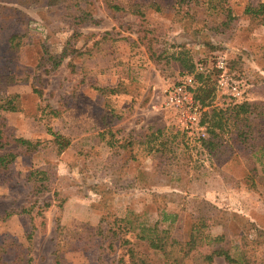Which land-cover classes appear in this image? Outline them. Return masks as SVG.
Segmentation results:
<instances>
[{
  "label": "rangeland",
  "instance_id": "1",
  "mask_svg": "<svg viewBox=\"0 0 264 264\" xmlns=\"http://www.w3.org/2000/svg\"><path fill=\"white\" fill-rule=\"evenodd\" d=\"M151 2L0 0V105L17 96L21 110L0 108V156L17 155L0 168V217L12 213L0 220V264H119L120 236L152 264H227L207 259L221 247L236 264H264V24L244 15L264 0H231V28L202 1L182 2V20L177 0H157L161 12ZM177 47L216 87L205 137L183 130L167 105L169 86L190 78L197 100L200 85L170 58ZM244 101L261 106L250 144L232 131L209 151L204 113ZM49 130L70 147L58 153ZM20 138L40 144L28 153ZM33 171L46 173L43 193ZM158 222L181 242L195 225L224 238L162 255L137 238L140 224Z\"/></svg>",
  "mask_w": 264,
  "mask_h": 264
},
{
  "label": "trees",
  "instance_id": "2",
  "mask_svg": "<svg viewBox=\"0 0 264 264\" xmlns=\"http://www.w3.org/2000/svg\"><path fill=\"white\" fill-rule=\"evenodd\" d=\"M28 3H40L44 2L47 6L58 5L66 0H25ZM202 1L204 5L207 6V10L216 11L218 13H223L224 18L221 23V26L229 28L233 21H236L238 18L233 15L232 7L229 4L231 0H197ZM182 2L177 0L178 6L175 8V14L177 19H184L188 13L184 12L182 7ZM111 3V2H110ZM108 6L115 11L123 10L120 6H115L113 4H108ZM140 7V6H136ZM149 7L155 10L156 12L163 11V8L157 2V0H152L149 4ZM140 16H144V13L138 10ZM244 15L249 16L252 20L258 21L259 24H264V3H259L257 6L247 5L244 11ZM231 28V27H230ZM20 36H12L10 38L11 46H19V43L14 44L15 40L19 39ZM64 55H62V58ZM61 58V59H62ZM170 58L177 62L183 69L185 75H194V79H197V82L200 84L195 90V98L199 101L203 108L210 107L212 102L216 98V87L210 83V76L204 74V72L197 71V64L194 61V58L190 51L184 47H177L175 52H172ZM56 59V58H55ZM56 60L57 64L61 62ZM215 72L218 70L215 69ZM219 72V71H218ZM103 91V89H100ZM17 96L11 97L6 104L0 105L1 109L11 112H20L19 103ZM261 106L252 104L250 102L244 101L242 103L230 104L225 109L212 108L207 110L204 113L203 125H207L208 137L203 140V144L209 151H214L218 146H221V141L226 133L234 131L236 133V140H239L242 145L250 144L251 139L253 138V120L250 119L252 114L256 113ZM261 116H264V112H259ZM49 133L54 137V143L58 147V153H61L68 149L71 145V140L60 134L52 132L49 130ZM3 136L0 132V145L2 144ZM16 142L24 147L27 152H31L36 149L40 144L39 141H32L24 138L17 139ZM253 148H262L252 144ZM17 158L16 154L9 153L3 156H0V168L6 169L12 162ZM46 173L42 171H33L30 174L29 179L34 182L36 185V191L38 193H43L48 188L45 186L43 181L45 180ZM48 206V205H47ZM12 216V213H7L5 216L0 217V220H7ZM168 216L164 213L163 221H167ZM172 222L176 220V216H172ZM205 226L195 225L191 232L190 238L187 242H181L174 238L168 236L169 229H162L161 222L156 223L155 225H146L140 224L138 229L137 238L140 241L147 242L149 247L157 252H160L162 255L172 254L177 248L180 251H184V256L189 255L191 252L197 250L202 245H212L223 240V236L211 238L209 235L204 234ZM115 237H119V233L114 232ZM29 236V238H31ZM119 241L123 247V257L119 260V264H152L151 260L142 256L137 252L134 247L131 245V242L126 239L124 236H120ZM4 246L0 247V259L3 254ZM126 257V259H125ZM215 257L223 258L227 264H236L238 263L228 250L224 248L214 249L212 254L207 257L212 261Z\"/></svg>",
  "mask_w": 264,
  "mask_h": 264
},
{
  "label": "built area",
  "instance_id": "3",
  "mask_svg": "<svg viewBox=\"0 0 264 264\" xmlns=\"http://www.w3.org/2000/svg\"><path fill=\"white\" fill-rule=\"evenodd\" d=\"M217 67L223 69L225 67L224 62L222 60L219 61ZM185 80L184 83L180 82L166 89L167 105L176 109L177 120L183 130H200L204 133L201 127V117L204 108L188 91V85L192 83V80L190 78ZM233 89L234 91L237 90L236 87ZM202 135L205 137V133Z\"/></svg>",
  "mask_w": 264,
  "mask_h": 264
}]
</instances>
